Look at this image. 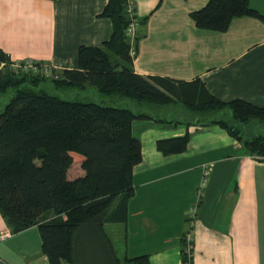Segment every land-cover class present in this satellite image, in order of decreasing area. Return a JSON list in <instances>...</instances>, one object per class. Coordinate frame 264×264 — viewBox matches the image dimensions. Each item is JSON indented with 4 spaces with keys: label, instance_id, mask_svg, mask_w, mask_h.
I'll return each mask as SVG.
<instances>
[{
    "label": "crops",
    "instance_id": "0c3cea01",
    "mask_svg": "<svg viewBox=\"0 0 264 264\" xmlns=\"http://www.w3.org/2000/svg\"><path fill=\"white\" fill-rule=\"evenodd\" d=\"M206 1L130 0L136 19L146 17L136 29L133 72L180 83L198 81L218 102L240 100L264 108V24L237 17L223 32L197 29L188 14ZM105 3L0 0V51L10 62L77 69L79 46H98L110 37V22L98 17ZM247 3L264 16V0ZM164 108L145 107L151 119L130 123L140 161L132 168L119 257L145 255L148 264H181L179 239L193 207L189 264H264V161L246 157L216 125L150 113ZM185 134L182 153L155 150L157 140ZM0 264H46L35 227L0 242Z\"/></svg>",
    "mask_w": 264,
    "mask_h": 264
},
{
    "label": "trees",
    "instance_id": "16d2710c",
    "mask_svg": "<svg viewBox=\"0 0 264 264\" xmlns=\"http://www.w3.org/2000/svg\"><path fill=\"white\" fill-rule=\"evenodd\" d=\"M98 17L110 22V37L98 46H79L77 69H63L55 79L0 70V101L7 98L0 105V217L10 234L36 228L46 264H148L145 255L116 256L104 230L106 224L125 225L132 168L140 161L130 123L151 119L145 107L178 102L187 112L203 117L194 123L218 126L246 157L264 161V135L245 134L250 123L264 124V108L240 100L218 102L198 81L136 75L125 36L130 22L125 0H106ZM188 17L197 29L214 32H223L237 17L264 24V16L247 0H207ZM136 20L141 26L146 17ZM137 40L136 34L133 47ZM8 64L0 51V65ZM85 88L128 102L118 108L62 100L47 92ZM187 142L185 134L157 140L154 147L162 155L180 154ZM71 154L81 158L82 175L74 179L68 178ZM184 222L179 254L181 264H189L191 240L186 238L191 227L188 219Z\"/></svg>",
    "mask_w": 264,
    "mask_h": 264
},
{
    "label": "rangeland",
    "instance_id": "374dc122",
    "mask_svg": "<svg viewBox=\"0 0 264 264\" xmlns=\"http://www.w3.org/2000/svg\"><path fill=\"white\" fill-rule=\"evenodd\" d=\"M25 61L30 62V63L32 62L30 60H25ZM16 63H21V62H10V64L5 65L6 67L0 65V70H3L4 68L9 69V70H14ZM42 63H40V65L38 66H41ZM36 64H39V63H36ZM54 65L56 66V64ZM57 69H58V66H56V69L54 71H50V72L48 71V74H52V72L55 74H58L61 70H57ZM17 70H21V69L18 68ZM47 92L62 100L93 102L96 104H101L105 106H114L118 108L124 107V102H128L124 99H116V98L102 97V96L96 95L90 88H85L84 90L68 89L64 91H47ZM6 101H7V98L1 100L0 105L5 103ZM150 113L153 115L155 114L157 116L164 117V118L171 117V118H178L179 120H182L185 118L187 121L198 120L199 118H203L202 116H197L195 114L185 111L181 105H176V104H172V105L165 107L159 113H154L152 111ZM245 134L247 137L256 136V135H264V124L259 125L255 122L250 123L249 125L245 127ZM71 160H72V163L68 170V178L74 179L82 175V172L80 171V168H79L80 163H81V158L76 154H71ZM104 230L109 235L110 237L109 239H111L110 241H113L112 246L114 248V252L117 254L116 256L119 257L120 251H119L118 244H120L121 242L118 240H120V236H121L120 232H122L120 230H122V228L120 227V225L106 224L104 225ZM114 230H116L115 231L116 233L114 232L113 234ZM116 237H118L117 240H115Z\"/></svg>",
    "mask_w": 264,
    "mask_h": 264
},
{
    "label": "built area",
    "instance_id": "2783aa9c",
    "mask_svg": "<svg viewBox=\"0 0 264 264\" xmlns=\"http://www.w3.org/2000/svg\"><path fill=\"white\" fill-rule=\"evenodd\" d=\"M126 2V13L130 19V22L128 26L125 29V36L130 41V49H129V56L132 58L134 56V48L132 46L133 38L136 36V29L138 27L136 16L133 12L131 2L130 0H125ZM39 64H36L34 62H27L23 61L21 63H16L15 65V71L19 68L23 71H27L32 75H39L46 78H56V74L52 72V74H48V71H54L56 69V66L54 64H48V63H42L41 66H38ZM195 217V209L192 207L187 212L186 219H188L189 225L191 227L193 218ZM10 236V233L7 229L0 230V242L7 239ZM190 234L187 236L186 241H190Z\"/></svg>",
    "mask_w": 264,
    "mask_h": 264
}]
</instances>
